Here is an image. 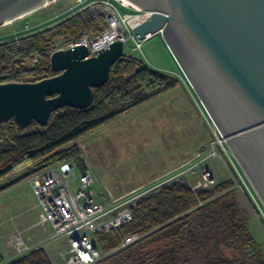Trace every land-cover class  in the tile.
<instances>
[{
	"label": "trees",
	"instance_id": "1",
	"mask_svg": "<svg viewBox=\"0 0 264 264\" xmlns=\"http://www.w3.org/2000/svg\"><path fill=\"white\" fill-rule=\"evenodd\" d=\"M102 17L71 15L61 22L17 39L0 42V83L38 82L59 74L50 67V41L76 42L104 30ZM37 59L33 67L27 66ZM181 81L123 55L105 84L93 89L84 110L64 107L50 125L27 128L12 120L0 124V180L31 165V173L0 188V193L54 164L74 162L85 171L77 146L66 147L89 132L172 91ZM235 180L193 190L185 180L164 184L138 200L122 236L140 238L116 250V235L98 236L106 255L96 264H264V254L248 230V216L238 207ZM263 221V220H262ZM0 254V261H2ZM10 264H51L44 249H35Z\"/></svg>",
	"mask_w": 264,
	"mask_h": 264
},
{
	"label": "water",
	"instance_id": "2",
	"mask_svg": "<svg viewBox=\"0 0 264 264\" xmlns=\"http://www.w3.org/2000/svg\"><path fill=\"white\" fill-rule=\"evenodd\" d=\"M128 1L149 13L132 35L162 36L264 208V0ZM50 2L0 0V25ZM124 45L114 41L91 57L83 45L58 50L49 58L56 76L0 83V124L46 127L61 108L87 109Z\"/></svg>",
	"mask_w": 264,
	"mask_h": 264
},
{
	"label": "rangeland",
	"instance_id": "3",
	"mask_svg": "<svg viewBox=\"0 0 264 264\" xmlns=\"http://www.w3.org/2000/svg\"><path fill=\"white\" fill-rule=\"evenodd\" d=\"M92 1L107 0H51L36 11L0 25V42L15 40L51 27ZM118 1L110 0L118 8L120 15L134 13L121 8ZM104 21L102 17L105 29ZM69 43L60 38H53L50 41L51 54L64 49ZM123 53L178 79L181 75L182 82L172 91L159 95L66 146H77L85 169L90 170L95 178V182L89 187L94 195L93 199L104 206L107 205L105 187L114 197L127 194L125 192L132 187H139L136 193L127 198L129 200L133 199L132 197L139 200L160 186L179 180H185L193 187L200 178L199 170L189 169L190 166L193 167V153L200 142L210 140L212 131L202 105L160 34L140 42V48L136 47L135 41L128 39ZM34 60L37 61L35 58L27 66L33 67L36 63ZM204 166L213 173L214 185L227 179L235 180L238 207L247 214L248 230L264 254V208L234 158L231 154L227 159L211 158ZM36 168V165H31L19 172L11 173L0 180V188ZM235 170L242 176L245 186L240 185V178ZM78 173L79 167L76 170V174ZM26 181L27 179L0 193V234L10 231L14 223L27 227L35 221L26 211V205L28 201L38 200L34 194L32 195L35 200L33 199L31 195L33 191ZM40 227L42 226L33 229L38 231ZM17 229L12 230L14 231L12 233H18ZM45 248L52 260L62 264L68 243L65 237H58L45 242ZM11 252L9 255L15 256ZM19 257L15 256L14 260ZM0 264L7 262L0 261Z\"/></svg>",
	"mask_w": 264,
	"mask_h": 264
},
{
	"label": "built area",
	"instance_id": "4",
	"mask_svg": "<svg viewBox=\"0 0 264 264\" xmlns=\"http://www.w3.org/2000/svg\"><path fill=\"white\" fill-rule=\"evenodd\" d=\"M119 4L121 8L134 13L120 15L118 8L110 0L92 1L74 12L73 15H78L82 19L87 15L95 18L101 16L105 19L106 27L97 36H84L76 42H70L61 50L83 45L89 50L88 57H91L96 56L114 41L119 40L126 44L128 39L135 41L136 47L140 48V41L134 38L132 29L147 19L149 13L133 9L121 1ZM132 21L135 23L130 24ZM207 123L212 127L211 138L196 149L193 153V167H189L193 168L192 171L199 170L200 178L192 187L193 190H206L215 184L213 173L204 166L208 159L216 157L227 159L230 155L224 139L208 116ZM76 170L78 166L74 162L54 164L33 173L27 182L38 200L40 214L37 225H48L52 228L49 239L65 237L67 240L68 250L62 264H96L106 257L99 247L98 236L110 233L116 235L119 240L116 250L126 248L140 238L139 235L120 234L121 227L132 220V212L138 202L134 197L130 200L127 198L137 191L114 197L105 187L107 205L104 206L94 201V195L89 190L95 182L91 171L79 170L76 174ZM235 172L240 178V185L245 186L242 176L238 171ZM5 239L6 247L10 248L15 256L32 251L33 247L27 243L29 237L25 239L20 233H12ZM50 262L58 264L54 260Z\"/></svg>",
	"mask_w": 264,
	"mask_h": 264
},
{
	"label": "crops",
	"instance_id": "5",
	"mask_svg": "<svg viewBox=\"0 0 264 264\" xmlns=\"http://www.w3.org/2000/svg\"><path fill=\"white\" fill-rule=\"evenodd\" d=\"M181 81V75H180V79ZM182 82V81H181ZM201 115V114H200ZM205 141H209V140H204L202 142H200L199 144L202 145L204 143H207ZM199 145V146H200ZM198 146V147H199ZM197 147V148H198ZM196 151V150H195ZM225 181V180H224ZM27 182V181H26ZM25 182V184H27ZM222 182V181H221ZM24 184V183H23ZM12 188V187H11ZM139 187H136V188H130V190L126 191L125 193H130L132 191H135L136 189H138ZM10 189V188H9ZM8 190V189H7ZM5 193V192H4ZM33 193H31L32 195ZM33 199H34V195H32ZM35 200V199H34ZM15 204V202H13ZM27 212L30 213V215L33 217V219L35 220L33 222V224L31 226H27V227H23V226H20L18 223H14V226L12 228H10L9 230L10 231H7L5 233H2L0 234V254H1V258H2V261H6L7 264H10L11 262L14 261L15 259V256L14 255H9V252H11L10 248L6 247L5 245V241H2L3 239L5 240V237L9 234H12V230L14 229H17L16 227L19 228V230L17 229L16 231H18V233H20L25 239L27 237H29L30 239L27 240V243L31 245L32 250L34 249H44L45 252L47 253L49 259L52 261V257H50V254L49 252L46 250L45 248V242L47 241H50V240H53V239H49V235L51 234L52 232V228L48 225H37V222H38V216L40 214V209H39V206H38V202L35 200L34 201H28L27 202ZM39 226H42L40 227L41 229L38 230V231H34L33 227H39ZM37 246V247H36ZM40 246V247H39ZM13 253V251L11 252ZM17 257V256H16Z\"/></svg>",
	"mask_w": 264,
	"mask_h": 264
},
{
	"label": "bare ground",
	"instance_id": "6",
	"mask_svg": "<svg viewBox=\"0 0 264 264\" xmlns=\"http://www.w3.org/2000/svg\"><path fill=\"white\" fill-rule=\"evenodd\" d=\"M119 1L123 2L126 5H129V6H132V7L136 8V6L134 4H132L131 2H129L128 0H119ZM136 10H140V9L137 7ZM134 23H135V21H132L130 24H134ZM116 28H117V26H116Z\"/></svg>",
	"mask_w": 264,
	"mask_h": 264
}]
</instances>
